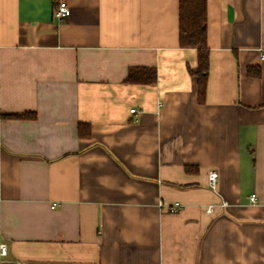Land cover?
Here are the masks:
<instances>
[{"label":"crops","instance_id":"obj_1","mask_svg":"<svg viewBox=\"0 0 264 264\" xmlns=\"http://www.w3.org/2000/svg\"><path fill=\"white\" fill-rule=\"evenodd\" d=\"M57 1L0 0V264H264V0H206L202 103L179 0Z\"/></svg>","mask_w":264,"mask_h":264},{"label":"trees","instance_id":"obj_2","mask_svg":"<svg viewBox=\"0 0 264 264\" xmlns=\"http://www.w3.org/2000/svg\"><path fill=\"white\" fill-rule=\"evenodd\" d=\"M207 15L206 0H179L178 3V43L183 49H195L197 62L195 67L188 68L190 75L197 78L198 101L202 103L205 97L206 77L209 62V49L207 46ZM252 77L260 76V69L248 70ZM130 84L151 85L156 82L154 69L147 67L129 68L124 80ZM13 119H33L32 113L7 115ZM79 135L86 137L89 131L79 127Z\"/></svg>","mask_w":264,"mask_h":264},{"label":"built area","instance_id":"obj_3","mask_svg":"<svg viewBox=\"0 0 264 264\" xmlns=\"http://www.w3.org/2000/svg\"><path fill=\"white\" fill-rule=\"evenodd\" d=\"M70 8L67 5V3L64 0H58L55 4V7L52 12L53 19L56 21H62L70 16ZM261 60H264V52L261 54ZM161 106V104H159ZM135 109H130V113H135ZM208 179V188L212 192H216V181H217V174L214 171H209L207 175ZM249 201L252 204H255L257 202V198L255 195H251L249 197ZM58 204L52 203L51 208H55ZM159 207L165 208L169 212H175L178 209L182 207V205L178 202H175L171 205L163 204L161 201L159 202ZM222 207H225L227 203L225 201H222L220 204ZM208 210H211V206L207 207ZM6 252L5 245H0V255L4 256Z\"/></svg>","mask_w":264,"mask_h":264}]
</instances>
